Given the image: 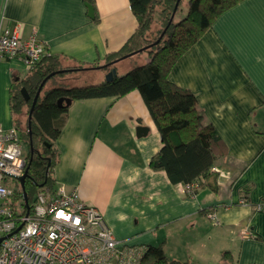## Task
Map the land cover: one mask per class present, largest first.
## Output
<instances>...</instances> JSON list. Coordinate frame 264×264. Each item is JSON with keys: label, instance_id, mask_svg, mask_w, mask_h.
<instances>
[{"label": "crops", "instance_id": "crops-1", "mask_svg": "<svg viewBox=\"0 0 264 264\" xmlns=\"http://www.w3.org/2000/svg\"><path fill=\"white\" fill-rule=\"evenodd\" d=\"M84 4L0 0V26L19 25L23 38L34 35L44 56L58 58L63 68L102 66L137 21L129 0H93L92 19ZM211 25L167 79L193 93L202 121L217 132L216 190L200 185L191 195L164 170L150 167L161 139L136 90L70 102L54 144L53 187L75 190L103 216L115 239L142 252L161 245L173 261L264 264V211L254 210L264 199V0H243ZM31 74L19 58L0 60V109L9 105L12 80ZM8 112L10 124L0 113L5 128L13 126L10 105ZM246 230L251 238H242Z\"/></svg>", "mask_w": 264, "mask_h": 264}, {"label": "trees", "instance_id": "trees-1", "mask_svg": "<svg viewBox=\"0 0 264 264\" xmlns=\"http://www.w3.org/2000/svg\"><path fill=\"white\" fill-rule=\"evenodd\" d=\"M175 1L129 0L132 14L137 21L134 33L118 51L108 53L102 66L77 67L82 70L102 69L107 72L114 70L115 61L118 62L120 58L144 52L148 55V61L142 66L134 67L107 83L72 88L53 87L43 95L40 93L31 114L26 145L24 143L27 149L28 176L25 188L29 204H32L34 194L40 187L55 190L51 175L57 157L54 144L60 134L68 107L59 108L57 100L119 98L131 90L138 91L161 139L162 147L151 157L150 167L154 170H164L169 181L175 184H196L194 191L200 185H208L213 191L216 190V174L212 171V166L216 160L214 147L219 141L217 132L211 125L202 121V116L195 106L196 97L193 93L170 83L167 73L178 58L211 28L216 17L243 0H178L174 17L170 21ZM85 3L93 7V0H85ZM182 6L185 7V14L175 20L176 13L182 11ZM156 16L159 18L161 29L150 39L153 30L151 25ZM160 35L162 36L156 43ZM65 69L60 66L58 58L48 56L35 65L31 75L18 81L12 80L8 93L13 126L17 128L14 115H20L25 107L27 113L29 112L31 100L43 79L52 72ZM62 73L64 72H59ZM22 87H25L30 96L27 102H24L20 93ZM17 193L20 191L17 190ZM142 254L140 264H193L187 260H169L161 245H150ZM226 254L225 252L224 256Z\"/></svg>", "mask_w": 264, "mask_h": 264}, {"label": "built area", "instance_id": "built-area-1", "mask_svg": "<svg viewBox=\"0 0 264 264\" xmlns=\"http://www.w3.org/2000/svg\"><path fill=\"white\" fill-rule=\"evenodd\" d=\"M44 55V45L34 35L23 38L19 25L0 26V60L19 58L31 71ZM26 168L19 129L0 124V264H140L142 251L115 239L75 190L40 187L26 208L18 181ZM195 187L184 185V191L193 195ZM254 210L264 211V199ZM251 237L248 230L242 235Z\"/></svg>", "mask_w": 264, "mask_h": 264}, {"label": "rangeland", "instance_id": "rangeland-1", "mask_svg": "<svg viewBox=\"0 0 264 264\" xmlns=\"http://www.w3.org/2000/svg\"><path fill=\"white\" fill-rule=\"evenodd\" d=\"M182 11H178L176 13V19H180L184 14H185V7H181ZM152 30V35L149 37L150 39L153 38L157 34V32L161 29L160 28V23H159V18L156 16L155 21L151 25ZM161 35L158 37V39L155 41L157 43ZM152 41V40H151ZM147 55V54H146ZM145 53L141 52V54L137 55H132L130 57H127L125 59H121V61L117 62V71H118V76L125 74L127 71H130L131 68L137 67L140 65L141 59H144ZM148 56V55H147ZM64 68L66 73H62L59 75H55L51 78L48 79V82L45 84V86L42 89L41 95L45 93V91H48L49 88L52 87H64V88H72V87H83V85H88V84H95L98 81H105L106 77L105 75H98V72H102L101 70H95L91 72H87L86 70H82L79 67L75 65H69L65 64ZM103 76V77H102ZM9 105L6 102L5 106H1L0 113L2 112L4 119L6 120L7 124H10V117H9ZM27 107L23 109V112L20 115H14L16 118V125L17 129H19L21 133V137L23 140V144L27 141V131H28V116H27ZM1 123V122H0ZM3 125V123H1ZM24 145V151L26 152L27 149ZM41 149V147H39Z\"/></svg>", "mask_w": 264, "mask_h": 264}, {"label": "water", "instance_id": "water-1", "mask_svg": "<svg viewBox=\"0 0 264 264\" xmlns=\"http://www.w3.org/2000/svg\"><path fill=\"white\" fill-rule=\"evenodd\" d=\"M175 7H174V10L173 12L171 13V17H170V21L173 19L174 17V13H175V9L177 8L178 6V0L175 1ZM85 7H87V15L90 19H92L93 15H94V8L91 7L90 5H88L87 3L84 4ZM163 34V33H162ZM162 36V35H161ZM127 56H124L123 58H126ZM123 58H120V59H123ZM117 62V61H115ZM59 72H65V70H59L57 72H52L50 74H48L44 79L43 81L40 83V85L38 86L37 90H36V94L35 96L32 98L31 100V106H30V109H29V112H28V127L30 126V123H31V119H32V112L36 106V102H37V99L38 97L40 96V93H41V90L43 88V86L45 85V83L48 81L47 79L54 76V75H57L59 74ZM106 77V80L105 82L107 83L108 81H111L112 79L116 78V74H115V71L114 70H111V71H108L107 74L105 75ZM16 81L19 80V78L17 77L15 79ZM20 93L23 97V100L24 102H27L29 99H30V96L29 94L26 92V89L25 87H22L20 89ZM71 101L69 99H66V98H60L59 100H57V105L59 108L63 107V106H69L71 103ZM32 150V145L30 143V151ZM28 178L27 176V169L25 170L24 174L22 175V177H20L18 179L19 181V185H20V188H21V191H22V195H23V200L25 202V207L28 208V200L26 198V188H25V181L26 179ZM19 229V228H18Z\"/></svg>", "mask_w": 264, "mask_h": 264}]
</instances>
